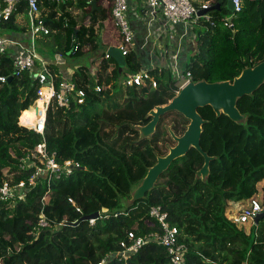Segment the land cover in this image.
I'll return each instance as SVG.
<instances>
[{"label":"trees","instance_id":"1","mask_svg":"<svg viewBox=\"0 0 264 264\" xmlns=\"http://www.w3.org/2000/svg\"><path fill=\"white\" fill-rule=\"evenodd\" d=\"M38 1L39 7H46L50 13L45 21L42 18L51 31L47 38L53 37L62 54L79 55V45L96 43L92 26L81 27L75 34L70 20L64 25V12L56 17L53 11L56 4ZM204 1L217 5L208 12L216 25L210 27L201 20L207 29L196 35L195 50L190 63L185 62L184 72L191 73V82L232 81L244 67L264 60V0H241L242 8L233 16L232 28L218 20L224 17L221 13H227V0ZM61 4L64 11L73 2ZM88 6L89 0L76 1L80 9ZM23 10L24 4L18 13ZM15 15L3 27L16 28ZM86 34L87 40L83 38ZM104 56L98 65L103 61L116 65L113 59L106 60ZM124 58L134 74L140 72L131 47ZM11 60L7 55L0 56V75L11 77L9 83L0 85V185L3 181L25 182L27 191L21 201L0 200V264H97L107 254L121 251L120 243H127L129 232L136 237L160 232L149 215L153 206H160L170 225L177 228V243L185 248L183 264H264V217L256 225L251 220L235 224L226 217L229 203L256 198L259 185L264 182V84L252 96L238 100L236 107L246 116L243 126L223 115L217 118L210 107L198 109L207 121L200 146L208 156L216 157L210 163L207 183L200 180L194 183L203 157L190 149L171 163L144 200L113 215L118 195L129 196L131 186L150 167L142 160L144 147H150L154 158V153L164 156L168 146L174 144L168 126L175 135L185 131L188 121L176 112L160 117L151 139L140 140L139 133L131 127L147 124L146 114L166 105L176 95L179 86L176 88L170 69L147 71L156 81L154 89L124 86V90L116 91L111 83L107 88L98 78L97 83L106 88L101 92L95 91L96 81L89 69H77L71 79L77 89L85 91V103L79 106L71 99L68 106L60 108L52 99L41 137L16 122L21 111L22 124L26 114L27 118L30 115L27 109L37 99L39 84L33 73H24L20 78L13 76ZM106 62L102 65L104 70L108 68ZM48 69L59 92L60 74L55 67L48 65ZM122 74L117 68L113 72L116 78ZM89 127L97 128L96 140L92 146L83 147V141L78 142L75 134ZM42 143L48 155L55 154L56 161L74 160L79 168L70 176L54 180L49 187L43 177L29 187L27 180L34 169L32 160L26 158ZM126 155H131V165L124 160ZM90 158L100 160L106 170L95 171ZM21 165L23 169H19ZM131 166L142 172L138 178L132 177ZM261 189L264 205V186ZM95 212L99 218L92 224L81 220ZM42 213L50 227L35 229ZM128 262L171 264L166 249L154 240L131 255ZM107 264L119 263L112 257Z\"/></svg>","mask_w":264,"mask_h":264},{"label":"built area","instance_id":"2","mask_svg":"<svg viewBox=\"0 0 264 264\" xmlns=\"http://www.w3.org/2000/svg\"><path fill=\"white\" fill-rule=\"evenodd\" d=\"M52 1L60 2L61 0ZM230 1L233 6V13L228 15V17L224 16L218 19L219 22L227 28H232V18L235 14L239 13L242 8L241 0ZM144 3L147 6L150 17L153 18L157 14H160L166 20L168 26H187L189 23H198L200 20H203L210 27H215L216 25L214 22L215 20H213L208 13L201 17L197 16V12L201 9L209 8L211 6L209 4H203L200 8H197L194 6L192 0H144ZM22 4H24L26 8V17L31 40H35L39 36H48L51 31L44 25L40 18L38 0H0V29L4 24L10 21L13 14L18 13V9ZM127 4L128 0H112L111 9L112 23L118 33L120 42L117 48L120 50L123 57L128 54L129 48L132 46L133 42V32L128 24L126 15L128 8ZM10 46L17 47V51L11 60L13 76L20 78L24 73H33V76L39 84L35 107L30 109L31 112L39 108V103L43 106L33 121L28 119L25 120L23 124L21 122L18 123L20 126L43 137L46 124V112L51 100L54 99L56 105L60 108L68 106L71 99H73L77 105L82 106L85 103L86 93L83 89H77L72 79L66 76L59 77V92H56L54 85L55 77L48 69V64L46 65L36 50H34L33 44L30 48H25L16 41L0 36V56L5 55ZM104 58L108 60L110 57L108 54H105ZM37 64H40L41 67L38 72L34 73ZM173 71L176 77L179 75L178 78L182 79L178 90L183 85L190 82V72H184L185 74L183 73L180 77V68L175 64L173 66ZM7 78L8 77L0 75V85L6 83ZM121 84L125 87L145 89H154L157 86L154 77L150 76L147 71H140L132 76L124 77ZM102 90H105L104 85L98 84L96 80L95 91L101 92ZM177 92L178 91H176V93ZM26 160H32L31 168L34 169V172L27 180L29 187H34L40 177L46 179L49 187V184L54 180L70 176L76 168H79L78 162L74 160L56 161L55 154L50 156L46 153L44 143L37 145L31 155L27 156ZM23 167L24 166L21 165L19 169H23ZM26 191L25 182L11 184L9 181H3L0 185V200L11 203L21 201L24 199V192ZM69 202L75 205L71 199H69ZM42 203H44V197L42 198ZM76 209L79 210L78 208ZM261 212H264V205L257 198H252L248 201L247 207H245L240 214L235 216L234 223L242 224L248 220L253 221L254 217ZM149 215L158 224L160 232L151 234L149 237H136L134 233L129 232L127 234V243H120L122 250L116 254H107L97 264H107L112 257H114L119 264H130L128 258L137 253L138 250L150 240L156 241L166 249L171 264H183L185 248L184 245L177 243L178 230L167 221V213L164 212L160 206H153L149 210ZM93 221L94 220H90V223L92 224ZM49 227L50 223L42 213L39 216L35 229H46Z\"/></svg>","mask_w":264,"mask_h":264},{"label":"crops","instance_id":"3","mask_svg":"<svg viewBox=\"0 0 264 264\" xmlns=\"http://www.w3.org/2000/svg\"><path fill=\"white\" fill-rule=\"evenodd\" d=\"M69 1L73 2V4L70 7H66L64 11H61V3L67 4ZM76 1L77 0H61L60 2H55L48 0L50 5H57L53 8L57 18H59L63 12L65 13L64 25H66L69 20L73 23L75 26V34L79 33L81 27L92 26L94 30L93 38L96 39V43L94 45L86 43L79 45V47L81 46L79 55L70 56L69 53L66 55L62 54L55 46L53 37L51 36L48 38L47 36H39L37 39L31 40L29 27L27 26L28 22L26 24V22L23 21L24 17L27 20L26 10L15 15L14 26L16 28L7 29L2 26L0 29V36L16 41L25 48H30L33 44L34 50H36L44 63L46 65L48 64L50 67H55L56 72L59 73L60 76L71 78L72 74L77 71V69L85 68L90 70L92 80L96 81L98 78H101L103 84L109 88L110 84H107L108 77H115L113 72L116 68L118 71L117 63L114 60L116 65L108 61H103L101 65H98L97 63L100 61L99 60L94 62L93 66L96 69L91 71V68H88V60H86L82 54L88 50H93L98 45V42L105 46L104 54H107L109 48H117L119 39L118 33L112 23V2H110V0H96L95 8H92L90 3L91 0H89V6L80 9L76 7ZM192 2L197 8H200L203 4H209L204 0H192ZM127 7V21L133 32L131 50L135 55L136 64L139 65V71L162 70L165 68L168 69L169 66L173 69L174 64L180 68V66L186 62L188 53H194L196 34L194 30H190L192 23L187 26H168L166 20L160 14H157L153 18L149 16L144 0H128ZM39 9L40 18H43L45 21V18L50 14L49 10L46 7H39ZM90 9L91 11L89 12ZM68 15L70 17H68ZM5 31L10 32L6 33ZM83 38L87 40L89 34H86ZM76 44L77 43H75V45ZM76 47H78V44ZM7 51L5 55L12 58L17 51V47L10 46ZM57 55L60 57L59 60L55 59ZM74 57H81L82 59L74 60L72 59ZM105 62L108 63V68L106 70L102 68ZM40 67L41 65L37 64L34 73L38 72ZM126 67L128 68V66L125 65L124 68ZM123 71L124 69L121 73H123ZM42 107L41 103H39V108L31 112L28 118H35Z\"/></svg>","mask_w":264,"mask_h":264},{"label":"water","instance_id":"4","mask_svg":"<svg viewBox=\"0 0 264 264\" xmlns=\"http://www.w3.org/2000/svg\"><path fill=\"white\" fill-rule=\"evenodd\" d=\"M92 8H95L96 0H91ZM227 15L233 13V6L230 0L225 2ZM217 8L212 5L207 9H201L197 12V16L201 17L209 11ZM107 54L113 59L118 66V73L121 74L126 62L118 48H109ZM56 60L60 57L57 55ZM186 64L180 66V75L186 69ZM11 77L6 79L9 83ZM264 84V60L256 65H248L244 67L240 74L232 81H220L208 83L205 80L198 82H188L183 85L176 95L163 106H157L146 114L149 121L145 125H132V129L139 133L140 140L151 139L155 133L156 127L160 121V117L168 112H176L182 115L187 121L185 131L181 136H176L170 126L167 130L174 142L173 146L168 147V151L164 156L154 153L155 162L152 166L146 168V174L138 182L131 186L129 196L118 195L117 207L113 209L112 214L126 212L135 202L144 200L147 193L151 192L157 183L159 177L168 169L171 163L185 156L190 149L196 150L203 157V164L200 169L195 172L194 183L198 180L203 183L208 182L210 174V163L216 157L208 156L200 146V139L205 121L198 113V109L210 107L217 118L221 115L226 116L232 122L243 126L245 125L246 116L242 115L236 105L238 100L245 96H252ZM264 217V212L257 214L253 222L256 225L260 219ZM99 213L95 212L85 215L81 218L83 221L96 220Z\"/></svg>","mask_w":264,"mask_h":264},{"label":"rangeland","instance_id":"5","mask_svg":"<svg viewBox=\"0 0 264 264\" xmlns=\"http://www.w3.org/2000/svg\"><path fill=\"white\" fill-rule=\"evenodd\" d=\"M221 14H222V16H227L228 17V15H226V14H223V13H221ZM23 21L26 22V24H27V20H26L25 17L23 18ZM199 23H200V25H199ZM189 24H191V23H189ZM27 26H28V24H27ZM206 29H207L206 26L204 25L203 21H201V20L198 23H192L191 26H190V30H194V33L196 35L199 32H204ZM5 32L8 33L10 31H5ZM104 53H105V46L102 45V43L98 42V45L93 50H88V51L84 52L82 54V56L86 60H88L87 61L88 68H91V71L92 70L94 71L96 69L93 66L94 62H97L99 60H103V56L105 55ZM192 55H193V53H191V52L188 53L187 60H186L187 63H190ZM72 59H74V60L80 59L81 60L82 58L81 57H79V58H77V57L75 58L74 57ZM169 69H170V71L172 73L173 79L177 83L176 88H178V86L182 82V79L178 78L179 75L176 77L175 72L173 71L172 67L169 66L168 70ZM133 74H134V72H132V70L130 68L126 67V68H124L123 74L119 78L111 77V76L108 77L107 84L111 83L114 87H116L115 88L116 91L117 90H124V86L121 84V81L123 80L124 77L132 76ZM180 77H181V75H180ZM105 90H106V88H105ZM118 101H121V100H118ZM16 122H17V124H19L18 122H20L18 116H17ZM167 123H169V122L167 121ZM97 131H98L97 128L89 127V128H87L85 130L77 132L75 134V136H76L78 142L83 141V143H82L83 147H90V146H92L94 144V142L96 140ZM173 145H169V146H173ZM162 148H163V150H165V147H162ZM167 151H168V149H167ZM118 155H120V154L118 153ZM130 157H131V155L124 156V160L127 161L129 165H131ZM90 159L92 160L91 162L94 164L93 169L95 171L102 172V171L106 170L104 168V166H103V163L100 160H98L97 158H90ZM142 160L146 163L147 166H151L155 162V158L152 156L151 149H150L149 146L144 147V149L142 150ZM141 174H142V172L140 170H138L135 166H131V175H132L133 178H138ZM263 186H264V182L260 183L259 192H258L257 195H255V197L259 201H261V198H262V189L261 188ZM249 200L241 201V202H238V203H229L227 205V209H226V217L229 220H231L232 222H234L235 216L240 214L241 211L245 207H247V204H248Z\"/></svg>","mask_w":264,"mask_h":264},{"label":"clouds","instance_id":"6","mask_svg":"<svg viewBox=\"0 0 264 264\" xmlns=\"http://www.w3.org/2000/svg\"><path fill=\"white\" fill-rule=\"evenodd\" d=\"M122 82V81H121ZM179 91V90H178ZM36 101V100H35ZM35 107V102H34V104L31 106V107H29L28 109H27V111L29 110V111H31L30 109H33ZM24 111H26V110H24ZM21 112H23V111H21ZM21 112L19 113V115H18V117L20 116V114H21ZM19 125V124H18ZM27 129V128H26ZM31 131V130H30Z\"/></svg>","mask_w":264,"mask_h":264},{"label":"bare ground","instance_id":"7","mask_svg":"<svg viewBox=\"0 0 264 264\" xmlns=\"http://www.w3.org/2000/svg\"><path fill=\"white\" fill-rule=\"evenodd\" d=\"M28 119H30L31 121H33L35 118L34 117H32V118H28ZM27 118H26V120H28ZM25 122V121H24Z\"/></svg>","mask_w":264,"mask_h":264},{"label":"flooded vegetation","instance_id":"8","mask_svg":"<svg viewBox=\"0 0 264 264\" xmlns=\"http://www.w3.org/2000/svg\"><path fill=\"white\" fill-rule=\"evenodd\" d=\"M176 136H181V135H176ZM171 137V136H170ZM172 139V138H171Z\"/></svg>","mask_w":264,"mask_h":264}]
</instances>
